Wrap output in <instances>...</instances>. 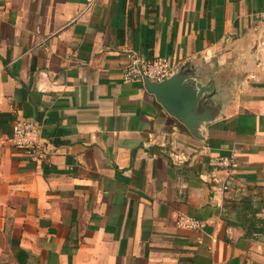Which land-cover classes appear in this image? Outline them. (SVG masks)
I'll return each mask as SVG.
<instances>
[{"label": "crops", "instance_id": "obj_1", "mask_svg": "<svg viewBox=\"0 0 264 264\" xmlns=\"http://www.w3.org/2000/svg\"><path fill=\"white\" fill-rule=\"evenodd\" d=\"M128 52L205 90L188 125L122 80ZM246 197L264 219V0H0V264H264Z\"/></svg>", "mask_w": 264, "mask_h": 264}, {"label": "built area", "instance_id": "obj_2", "mask_svg": "<svg viewBox=\"0 0 264 264\" xmlns=\"http://www.w3.org/2000/svg\"><path fill=\"white\" fill-rule=\"evenodd\" d=\"M127 63L122 69V80L125 83H159L167 79L171 73L169 64L161 58L144 59L135 52L126 53ZM11 144L15 149L24 151L28 159L38 162L44 157V141L41 136L40 124L32 119H21L13 122L11 126ZM215 165L231 170L235 167L232 157H220ZM227 188L224 186L223 190ZM177 226L184 230L198 231L204 227L205 222L185 215L177 217Z\"/></svg>", "mask_w": 264, "mask_h": 264}, {"label": "water", "instance_id": "obj_3", "mask_svg": "<svg viewBox=\"0 0 264 264\" xmlns=\"http://www.w3.org/2000/svg\"><path fill=\"white\" fill-rule=\"evenodd\" d=\"M143 84L167 112L182 119L187 125L190 118L185 116L190 114L205 91L203 88L199 92L193 91L188 83L177 76H170L159 83L145 80Z\"/></svg>", "mask_w": 264, "mask_h": 264}, {"label": "trees", "instance_id": "obj_4", "mask_svg": "<svg viewBox=\"0 0 264 264\" xmlns=\"http://www.w3.org/2000/svg\"><path fill=\"white\" fill-rule=\"evenodd\" d=\"M257 212L258 210L253 207L251 199L246 197L241 200L235 222L241 227H246L247 234L254 233L255 235L264 233V219H256ZM248 214H250V217H247ZM255 222L259 224V228H254Z\"/></svg>", "mask_w": 264, "mask_h": 264}]
</instances>
